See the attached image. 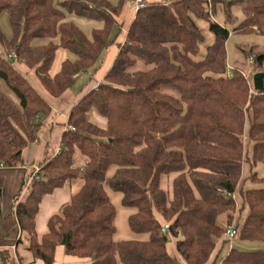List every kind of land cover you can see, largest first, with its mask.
<instances>
[{
  "label": "trees",
  "instance_id": "trees-1",
  "mask_svg": "<svg viewBox=\"0 0 264 264\" xmlns=\"http://www.w3.org/2000/svg\"><path fill=\"white\" fill-rule=\"evenodd\" d=\"M55 0H0L13 37L0 41V168L13 169L35 141L39 119L51 114L49 102L19 65L32 70L53 98L67 91L78 74L96 69L114 44L111 33L126 0H64L69 13L102 24L88 37ZM135 10L118 53L103 81L71 107L57 154L38 164L42 177L13 202V212L33 261L53 264L57 247L89 264H176L167 254V235L186 264H264V251L227 248L226 228L242 211L237 235L264 243V0H249L252 10L234 28L257 32L261 51L248 76L227 74L229 31L212 18L222 2L227 20L232 2L224 0H145ZM194 18L206 20L214 42L196 59L204 38ZM36 39L49 40L35 46ZM72 54L49 75L57 50ZM141 62L148 68L138 69ZM95 110L101 128L89 120ZM72 128L73 130H70ZM76 153L84 160L76 165ZM249 166L245 177L244 168ZM73 180H82L38 236L36 217L44 199ZM246 181L253 186L245 188ZM166 184V188L163 184ZM122 194L132 210L127 218L132 238L116 241V209L108 194ZM224 217V224H219ZM224 254L220 257L221 252ZM1 264L8 257L0 253Z\"/></svg>",
  "mask_w": 264,
  "mask_h": 264
},
{
  "label": "crops",
  "instance_id": "crops-1",
  "mask_svg": "<svg viewBox=\"0 0 264 264\" xmlns=\"http://www.w3.org/2000/svg\"><path fill=\"white\" fill-rule=\"evenodd\" d=\"M123 43L124 41L121 42L120 38L115 40L114 44L101 56L99 66L96 69L93 68L75 76L71 87L65 91L61 97L53 98L40 85L41 95L49 102L51 114L48 117L39 119L41 126L36 133L35 141L24 149L18 166L13 169L0 168V253L8 257V264H41L39 261H33L27 251V245L22 243L21 239L19 240L22 234L20 233L13 212L14 199L19 194L26 192L24 188L30 178L33 168L38 167V164L45 156L49 157L59 152L60 140L66 128L65 124L71 107L82 95L94 89L103 81L118 53V45ZM74 59L75 57L69 52L62 49L57 50L49 75L52 77L57 74L64 61ZM20 67H22V65ZM105 127L106 122L104 127L101 128ZM53 138L58 139L54 148L51 145ZM82 184V180H73L62 189L54 191L50 196L44 199L35 222L38 236L46 232L48 218L59 212L61 207L69 201L70 197L81 188ZM128 235L129 240L132 238V235L130 232ZM166 251H168V248H166ZM87 262H89L87 259L67 256L64 253L63 247H57L53 264H86ZM219 263L220 262H218V264Z\"/></svg>",
  "mask_w": 264,
  "mask_h": 264
},
{
  "label": "rangeland",
  "instance_id": "rangeland-1",
  "mask_svg": "<svg viewBox=\"0 0 264 264\" xmlns=\"http://www.w3.org/2000/svg\"><path fill=\"white\" fill-rule=\"evenodd\" d=\"M62 1L64 0H55L54 6L65 13V21L72 22L73 24H75L88 37H90L92 30L100 29L102 27V24L98 21L88 20L85 18L78 17L73 13H69L66 9H64V7L61 6ZM109 1L115 5L118 0H109ZM225 1L232 2L230 7L228 8L229 10L228 14L230 15L231 19L227 20L225 13V6L222 2L215 4L212 13V18L214 21H216L218 24L222 25L229 31V37L225 44L226 52H227L228 70L231 71L233 69H241L243 70L245 75L248 76L252 69V64H250L249 62L252 57L246 59L244 53L249 50L261 51L263 49V38L257 32L242 34L235 31L234 28L237 27L239 23L245 19L246 14L252 10L253 5L252 3L249 2V0H224V2ZM134 12L135 9L130 7L128 0H126L124 2L123 11L121 15L117 18L118 19L117 24L114 26L113 31L111 33L112 40H117L118 38H120V41L123 42L127 39L126 32L133 18ZM194 21L204 38L203 43L200 45V53L196 59H203L206 53L207 46L211 45L214 42L215 38L214 35L209 31V23L206 20H200L194 18ZM0 32L5 37L6 40H11L13 37L9 22V16L8 13L6 12L0 14ZM49 42H50L49 40L36 39L33 41V44L35 46H39V45H46ZM0 53L4 56L7 55V52L1 41H0ZM20 66L21 65H19V67ZM147 68L148 67L142 64L141 62L138 63V69L145 70ZM20 69L23 72L27 73L31 84L41 94L40 92L41 87L37 81L34 72L28 69L25 65H22ZM0 88L6 96L14 100V96L10 93L9 89L1 81H0ZM88 117L91 122L97 124L100 127H104L105 125L104 118L101 117L95 110L91 111ZM57 141H58L57 138L52 139L51 145L53 146V148L56 145ZM75 158H76V165H79L80 163L84 162L83 158L78 153H76ZM248 168L249 166L246 164L244 168L245 177L248 175ZM257 171L259 173H264V171L260 167L257 168ZM163 187L166 188L165 183L163 184ZM252 187L253 186H251V184L246 181L245 188L248 189ZM108 194L115 206L116 214H117L116 222H115L117 231L114 239L116 241L128 240L129 238L128 234L130 231L127 223V218L132 213V210L124 204L122 194H114L109 190H108ZM246 214L247 211H242L241 214L237 217V220L235 219L233 224L236 225L238 221V225L241 226ZM218 222L221 225L224 224V217H220ZM166 235H167L166 248H168L167 251L168 255L176 264H186L184 263V260L180 259L181 257L175 250V238H173L168 232ZM21 236L22 237L21 238L19 237V240L21 239L22 243L27 244L25 235L22 234ZM226 246L227 248H231V249L233 248L243 252L264 251L263 242L246 241L240 239L238 235H236L232 240L227 242ZM224 252L225 251L221 252L220 257L224 254ZM86 264H89V262H87Z\"/></svg>",
  "mask_w": 264,
  "mask_h": 264
},
{
  "label": "built area",
  "instance_id": "built-area-1",
  "mask_svg": "<svg viewBox=\"0 0 264 264\" xmlns=\"http://www.w3.org/2000/svg\"><path fill=\"white\" fill-rule=\"evenodd\" d=\"M128 3L135 10H139V9L144 8L145 4H146L145 0H128ZM7 58H8L9 61L13 62L14 64H18V59H17V56H16V54L14 52H11V53L7 54ZM249 62H250V64H252L253 59L251 58ZM230 72L231 71L228 70L227 74L230 75ZM70 130H73V129L70 128ZM41 177H42V174L40 172L39 167H34L32 173L30 175V178H29V180L26 183L25 190H27L29 188V186L33 183V181L38 180ZM168 227H169V225L167 223L163 224L161 232L164 235L167 234ZM236 235H237L236 225L232 224V225H230V226H228L226 228L223 237L229 242Z\"/></svg>",
  "mask_w": 264,
  "mask_h": 264
},
{
  "label": "water",
  "instance_id": "water-1",
  "mask_svg": "<svg viewBox=\"0 0 264 264\" xmlns=\"http://www.w3.org/2000/svg\"><path fill=\"white\" fill-rule=\"evenodd\" d=\"M0 195H1V193H0Z\"/></svg>",
  "mask_w": 264,
  "mask_h": 264
}]
</instances>
